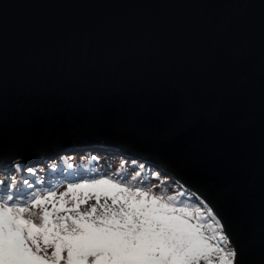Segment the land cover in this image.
I'll return each instance as SVG.
<instances>
[{"label": "water", "instance_id": "obj_1", "mask_svg": "<svg viewBox=\"0 0 264 264\" xmlns=\"http://www.w3.org/2000/svg\"><path fill=\"white\" fill-rule=\"evenodd\" d=\"M81 147L160 162L264 264V0H0V166Z\"/></svg>", "mask_w": 264, "mask_h": 264}, {"label": "snow or ice", "instance_id": "obj_2", "mask_svg": "<svg viewBox=\"0 0 264 264\" xmlns=\"http://www.w3.org/2000/svg\"><path fill=\"white\" fill-rule=\"evenodd\" d=\"M118 177L97 174L23 202L5 190L0 264H235L236 251L211 209L182 203L183 192L156 194Z\"/></svg>", "mask_w": 264, "mask_h": 264}, {"label": "rangeland", "instance_id": "obj_3", "mask_svg": "<svg viewBox=\"0 0 264 264\" xmlns=\"http://www.w3.org/2000/svg\"><path fill=\"white\" fill-rule=\"evenodd\" d=\"M132 155L134 154L129 155L127 152L115 149L101 151L91 147H81L48 156L39 164H20L17 167L13 164L6 167L0 166V195L7 190L8 193L13 194L14 199L19 198L23 202L25 198H31L29 194L40 193L43 195L52 190L57 191L59 194L65 192L70 183L83 182V180L93 178L97 174L111 175L119 173L118 178L128 183H137L143 187L151 186L156 194L164 193L168 195L164 191L177 193L184 188L187 193L183 203L188 205H190V199L188 198H197L194 190L183 186L184 184L177 178L172 177L161 164L140 158L141 156ZM134 161H136L135 164ZM141 165H143V171L140 169ZM3 169L7 170L3 171ZM137 172H140V176L133 180L132 177ZM157 174L160 179L156 178ZM13 180L16 182L14 187L11 186ZM25 181L27 183H24ZM65 199H69V197ZM197 201L200 205H202V202L204 203L201 208L211 209L204 200L201 201L200 197L197 198ZM103 202L102 199L101 203ZM94 204V199L89 200L86 204L80 206V211L87 212ZM108 204L110 205L111 201H108ZM200 205L197 207H200ZM49 208H51V204H49ZM101 211L102 209L98 207L97 214H100ZM215 217L219 220L216 215ZM219 222L221 223L220 220ZM223 231L225 233L224 228ZM230 247L234 249L231 243Z\"/></svg>", "mask_w": 264, "mask_h": 264}, {"label": "trees", "instance_id": "obj_4", "mask_svg": "<svg viewBox=\"0 0 264 264\" xmlns=\"http://www.w3.org/2000/svg\"><path fill=\"white\" fill-rule=\"evenodd\" d=\"M157 162V161H156ZM136 163V161H134V164ZM160 163V162H159ZM161 164V163H160ZM162 165V164H161ZM36 169V168H35ZM169 170V169H168ZM170 171V170H169ZM178 178V177H177ZM164 192H166V193H168V195H178L179 193H181V192H183L184 193V196H182V197H179V199L181 200V202L183 203V201L185 200V195H186V193H187V190H185L184 188H182L180 191H178L177 193H169V192H167V191H164ZM196 194L197 195H195V197H200L201 198V201L202 200H204L205 201V199L202 197V195H200L197 191H196ZM197 198H195V199H191V197L190 198H188V199H190V207H197V206H199L200 204L199 203H197L198 201H197ZM205 203H206V201H205ZM203 202H202V205H200V207H203ZM207 204V203H206Z\"/></svg>", "mask_w": 264, "mask_h": 264}, {"label": "clouds", "instance_id": "obj_5", "mask_svg": "<svg viewBox=\"0 0 264 264\" xmlns=\"http://www.w3.org/2000/svg\"><path fill=\"white\" fill-rule=\"evenodd\" d=\"M94 149H100L101 151H103V150H113V149H107V148H103V147H101V148H99V147H93ZM119 151V150H118ZM129 155H131V153H128ZM132 156H134V155H132ZM137 157H139V156H137ZM47 158V157H46ZM46 158H44V159H46ZM140 158H144V157H140ZM145 160H149V159H146L145 158ZM42 161V160H41ZM17 163H21V164H23L22 162H20V161H16V162H14L13 163V165H15L16 166V164ZM164 167V166H163ZM38 168V167H37ZM36 168V169H37ZM166 169V168H165ZM16 170V169H15ZM167 171H169L168 169H166ZM17 171V170H16ZM169 173H170V175L172 176V177H174V178H177L174 174H172L170 171H169ZM177 180H179V181H181L179 178H177ZM182 182V181H181ZM182 184H184L183 182H182ZM183 186H185V187H187V188H190V187H188L186 184H184ZM207 203V202H206ZM207 205L212 209V207L207 203ZM212 212L218 217V215L214 212V210L212 209ZM220 220V219H219Z\"/></svg>", "mask_w": 264, "mask_h": 264}, {"label": "bare ground", "instance_id": "obj_6", "mask_svg": "<svg viewBox=\"0 0 264 264\" xmlns=\"http://www.w3.org/2000/svg\"><path fill=\"white\" fill-rule=\"evenodd\" d=\"M21 163H17L15 167H17L18 165H20ZM14 166V165H13ZM8 168V167H7ZM1 170V169H0ZM7 169H3V171H5Z\"/></svg>", "mask_w": 264, "mask_h": 264}]
</instances>
